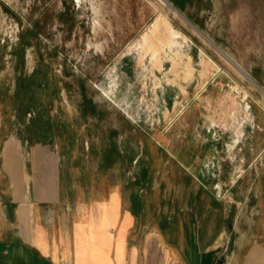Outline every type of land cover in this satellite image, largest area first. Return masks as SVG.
Listing matches in <instances>:
<instances>
[{
  "label": "crops",
  "instance_id": "1",
  "mask_svg": "<svg viewBox=\"0 0 264 264\" xmlns=\"http://www.w3.org/2000/svg\"><path fill=\"white\" fill-rule=\"evenodd\" d=\"M250 92L221 67L176 87L155 124L122 130L81 106L80 124L46 121L38 140L0 120V264H264V103Z\"/></svg>",
  "mask_w": 264,
  "mask_h": 264
},
{
  "label": "rangeland",
  "instance_id": "2",
  "mask_svg": "<svg viewBox=\"0 0 264 264\" xmlns=\"http://www.w3.org/2000/svg\"><path fill=\"white\" fill-rule=\"evenodd\" d=\"M160 1L0 0V120L155 124L221 67L264 103V0Z\"/></svg>",
  "mask_w": 264,
  "mask_h": 264
},
{
  "label": "bare ground",
  "instance_id": "3",
  "mask_svg": "<svg viewBox=\"0 0 264 264\" xmlns=\"http://www.w3.org/2000/svg\"><path fill=\"white\" fill-rule=\"evenodd\" d=\"M161 1H162L164 4H167L165 0H161ZM161 1H160V2H161ZM237 68H239V67L237 66ZM239 69H240V68H239Z\"/></svg>",
  "mask_w": 264,
  "mask_h": 264
}]
</instances>
